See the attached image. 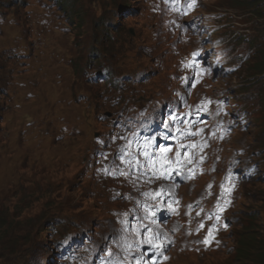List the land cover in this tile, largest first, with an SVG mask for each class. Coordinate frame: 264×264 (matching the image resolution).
<instances>
[{"label": "rangeland", "instance_id": "374dc122", "mask_svg": "<svg viewBox=\"0 0 264 264\" xmlns=\"http://www.w3.org/2000/svg\"><path fill=\"white\" fill-rule=\"evenodd\" d=\"M127 1L132 3L133 0ZM228 6L229 0H215L209 5L210 8H213L215 10H222L230 14L231 10L228 8ZM104 10V4H98L96 5V10L94 11V13L96 14V16H98L101 15ZM235 13L242 14L243 11H236ZM149 15L150 13L145 14L143 17L136 18L135 16L133 18L127 19L126 22H124L126 31L133 29L136 38L135 44L133 43L134 41H132L133 44L131 50L126 53V56L122 60H119L117 62V65H135L138 62V65L141 64L140 59H137L138 56H140V47L138 45L147 43L148 37L146 34L140 31V24H144L146 27L145 31H147L148 28V32H151V30L155 31L158 28L157 23L155 27L152 25L153 18H150ZM89 16L92 18V21L93 16ZM230 20L232 21L231 17ZM91 29L92 28L89 27L83 32H79V30H71L67 33H60V36L57 34L58 31L56 30L45 29L43 32H46V34H44L42 37L38 36L36 39H40L39 42H35L33 44L34 47L31 49H26V47L23 45V41H16L14 34L1 35L4 32V29L0 30V54L2 57V59L0 60V65L4 66L0 67V75L5 72L7 79H9L11 73L9 67H12L13 65H16L17 67H19L20 71H22V74H19L18 76H12L11 85L8 87L7 95L2 99L0 98V104L2 103L3 105H6V111L4 113L3 122L1 125L7 131H9V151L12 154V156H10L9 154L6 155L4 153H0V239L1 235H6L9 231L17 234V236L19 237V245H17L18 251L17 248L9 250L7 252H3L0 250V261L2 260L3 255H7L8 258H10V260L12 261H20L21 259L26 258L25 256H23V252L27 249L29 250V252L31 250V246L26 245V234L30 233L31 240H33V230L37 225V219L45 216V213L41 211L44 208L46 201L49 200L54 204L55 202H58L60 210L64 213H82L85 215H89L93 211V203L91 202V199L86 197L87 193L84 194V192L80 191L71 192L67 190L68 186L72 184V181L75 179L80 170V166L78 165V157L79 155H81V149L85 143V140H81V144L65 139L59 143L62 148H66V146L68 145H76V148L72 150L65 149L61 153L53 152L52 150L41 152V150L46 149H41L39 145H35V141L38 136L37 130L28 128L26 124L27 121L31 120V115H33L36 110H38L39 112H36L35 114H41L40 116H43V112L48 101H55L62 95H65V97L68 98L70 97L71 92L69 90V85L64 86L63 83H65V81L63 82V79L70 75L71 69L67 67V64L59 66L58 69L61 71V74L57 77V80H55L56 83H50L47 86L46 92L43 89L45 93L42 95L36 96L26 102H22L20 100H17L18 96L15 94L17 89L21 85H23L26 79L30 77L32 78L34 76L39 63L37 59H41L43 53H49L50 51H53L55 53V58H59L61 56L67 57L71 51V42L76 40L81 44H84L90 38L91 32H89V30ZM71 35H76L78 38L74 40ZM13 45L18 46V51L19 53H22V55L20 57L14 55L8 58L7 55H9L10 52L7 49ZM124 48L125 50H127V47ZM143 60L145 62L148 61L146 58H143ZM70 65H72V63H70ZM56 72L57 71H55V73ZM72 83L74 84V88L76 89H79V87L81 86L79 82L78 72H75V78L72 79ZM96 88L98 89L99 87H93L90 90L86 91V93L93 97ZM12 102H14L13 106L11 105ZM79 104L80 106L75 105L74 107H72V113L84 110L86 102L83 101ZM70 108V104H62L60 105L59 110H69ZM110 108L111 107L108 104V109ZM50 119L51 117H47L43 120V131H48ZM256 120L258 121L257 123L259 124V126L264 127V115L259 116ZM36 127L39 128L38 123H36ZM250 129L252 128L250 127ZM18 134H21L23 136L20 145L16 144ZM258 135V130L252 131V133L250 134L251 139L254 141H256ZM52 156H58L63 164L59 169H57V173H52L49 176V179L52 180L53 183H55L59 177L65 175V201H68L71 204L70 208H65L63 205H61L60 199L56 197V194L54 192L50 197L43 198L42 201L35 200V202H37L35 204L31 201H27L29 196L24 195L22 197V202H20V204H18L16 208V212H22L21 216L18 218L6 219L3 215L2 210H4L6 206H11L12 203L16 202L18 200V196L21 194V192L17 189L18 177L22 175L25 177H29L33 175V171L35 170L41 174H45L47 172L46 166L54 163L58 159L57 157L53 158ZM54 167H57V164H55ZM23 183L26 185L28 184L27 182ZM52 189L55 190L56 187L54 186L52 187ZM253 191H255V196H264V180L262 181V183L258 184L257 188H255ZM24 203L27 206L32 207L30 209H22ZM242 207L244 209L258 207L261 211L262 219L264 220V204L261 201H255L254 199L250 198V195H248L245 198ZM21 236H23L24 238L22 239ZM2 243L3 241L0 240V247L2 246ZM8 252H11V255L8 254Z\"/></svg>", "mask_w": 264, "mask_h": 264}, {"label": "snow or ice", "instance_id": "6c2138e0", "mask_svg": "<svg viewBox=\"0 0 264 264\" xmlns=\"http://www.w3.org/2000/svg\"><path fill=\"white\" fill-rule=\"evenodd\" d=\"M196 0H192V3L188 5V7H192L194 6ZM192 64H188L185 65V67H191ZM210 71V70H209ZM208 103H211V101H208ZM206 111V108L204 109ZM165 127H169L168 124H165ZM197 133H192V135H196ZM167 138V137H165ZM150 145H146V147H148ZM180 147H185L184 145H180ZM172 149L171 148H161V153H167L170 152ZM144 155L146 157L149 156V153L147 151H145ZM176 160L177 163L180 160V153L177 152L176 153ZM152 163L154 164L155 161H152ZM155 174V173H154ZM120 175H124V173H120ZM165 178H167V176H165ZM230 191V189L228 190ZM157 195H159V193H157ZM228 203H230V201H228ZM223 208H219V211H223ZM209 219H212V217H209ZM216 219L219 220V216H216ZM200 227H203V224L200 225ZM224 227H227V224L224 225ZM216 230L215 225H213V229L212 231H210L209 236L213 237V232ZM151 233V229L148 230ZM137 235H139V231H137ZM205 243H207L208 241H204ZM173 243V241H171L170 239H168L167 237H164L163 240L161 239V236L159 233H153L150 235H147L143 240H140L137 242V249H138V255L135 257L136 259V264H141V262H143V264H159V261L156 260V257H162L163 259H167V256H164V249L168 247L169 244ZM142 245H149L151 247L152 250V257H150L149 259H145L146 257V253L143 251H139ZM130 247V246H129ZM109 255L111 256V253H109ZM119 264H125V262L123 260L119 261Z\"/></svg>", "mask_w": 264, "mask_h": 264}, {"label": "bare ground", "instance_id": "6f19581e", "mask_svg": "<svg viewBox=\"0 0 264 264\" xmlns=\"http://www.w3.org/2000/svg\"><path fill=\"white\" fill-rule=\"evenodd\" d=\"M64 177H65V175L64 176H62V177H59L57 180H56V182H55V187H56V189L54 190V193L56 194V197H58L59 199H60V204L61 205H66V201H65V190H64ZM75 187H73L72 189H74ZM49 193H52L51 192V190H49L48 191ZM9 237V235H3V238H8ZM1 240V239H0ZM6 243V242H5ZM83 244V241L82 240H80L79 242H78V245H80V244ZM10 246H13L14 247V249H16L17 248V251H18V246H17V244H14V245H10ZM8 254H10L11 255V252H8ZM30 253H28V255H29ZM43 256H45V255H43ZM259 258L260 259H262V260H264V256L263 255H260L259 256ZM4 261V260H3ZM5 262H6V260H5Z\"/></svg>", "mask_w": 264, "mask_h": 264}]
</instances>
